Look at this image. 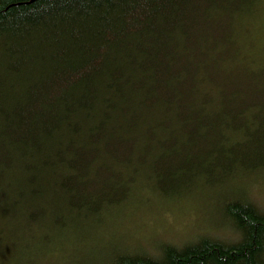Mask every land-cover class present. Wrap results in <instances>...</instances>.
<instances>
[{
    "label": "trees",
    "instance_id": "trees-1",
    "mask_svg": "<svg viewBox=\"0 0 264 264\" xmlns=\"http://www.w3.org/2000/svg\"><path fill=\"white\" fill-rule=\"evenodd\" d=\"M251 152L264 154V0H0L5 258L200 176L225 185L220 164H264ZM239 191L220 202L236 237L104 260L264 264V206Z\"/></svg>",
    "mask_w": 264,
    "mask_h": 264
},
{
    "label": "rangeland",
    "instance_id": "rangeland-1",
    "mask_svg": "<svg viewBox=\"0 0 264 264\" xmlns=\"http://www.w3.org/2000/svg\"><path fill=\"white\" fill-rule=\"evenodd\" d=\"M251 143L247 139L238 144L247 147ZM235 151L234 149L229 153V157ZM251 154L252 157L264 155ZM250 159L244 157L227 164L219 163L221 167L230 165L234 168L233 174L228 179H223L225 185H219L222 181L208 185L203 176H200L197 183L184 190L188 192L185 196L180 195L182 193L177 192V188L176 191H170L176 192L175 195L156 193L154 198L142 197L131 206L122 208L124 211L120 209L117 213H111L102 221L84 219L78 228L65 229L46 242L27 248L21 246L13 251L10 258H5L7 249H4L6 246L2 241L0 263L78 264L77 261L82 259L86 264L94 260L99 264H107L103 257L113 259L123 248L158 254L162 243L182 245L205 234L232 239L236 237V232L225 220L220 205L221 200L227 198L225 191L236 184L240 188L239 193H245L246 196L251 194L257 203L264 206V164L252 167L250 165L258 158ZM159 160L154 159L156 163ZM219 162H222L221 159ZM148 163L151 164L150 161ZM237 169L243 170L235 175ZM150 183L157 187L154 178ZM153 185L151 188L156 192ZM217 186H222V189ZM147 191L150 192L148 188ZM221 193L224 196H220ZM32 234L34 233L27 232L24 237Z\"/></svg>",
    "mask_w": 264,
    "mask_h": 264
}]
</instances>
